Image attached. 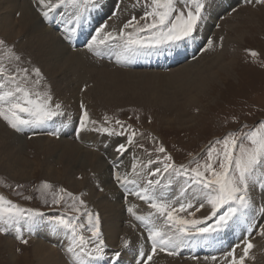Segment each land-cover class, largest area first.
<instances>
[{
    "label": "snow or ice",
    "instance_id": "snow-or-ice-1",
    "mask_svg": "<svg viewBox=\"0 0 264 264\" xmlns=\"http://www.w3.org/2000/svg\"><path fill=\"white\" fill-rule=\"evenodd\" d=\"M248 2L264 4V0ZM35 3L37 12L45 21L54 20L57 15L63 17V7L74 10L71 16L74 26L67 30L65 39L72 38L78 31L77 26L88 23L90 13L98 12L104 7L102 0H35ZM208 4L209 0H145L146 10L143 16L139 19L135 15L132 16L119 29L117 35L105 31V23L99 24L86 47L89 52L96 54L100 46L109 47L111 42L119 41L117 47L121 49L122 55H152L162 52L165 48H178L184 41L195 39L198 29L207 19ZM111 15L115 16L116 12L113 11ZM139 21L145 23L141 25ZM129 28L133 31L127 32ZM3 45L5 41L0 40V46ZM9 52L15 61L22 62L21 56L12 49H9ZM251 54L256 55L255 52ZM18 72L24 74L19 79ZM29 75L35 77L30 87ZM43 80V73L38 67L28 69L17 65V69L10 72L0 64V119L6 121L8 126L18 133L23 132L25 128L37 127L52 121L53 118L66 115L62 104L55 102L46 82L42 90H36ZM80 108L81 115L75 128L77 139H80L85 131L109 136L123 134L124 126L119 120L116 121L121 127L119 133L108 127L89 129L88 125H95L96 121L90 120L83 103ZM66 126L67 124H62L47 135L59 137L62 127ZM135 135L136 133L132 132L126 143L116 145L115 152L119 157L128 151L127 145L135 143ZM155 151L165 153L166 150L159 146ZM193 162L196 166L192 168L183 164L177 166L172 162L171 156L165 155L162 167H150L160 163L159 158L157 161L148 159L147 163L134 161L131 173H119L117 160L110 161L115 166L112 179L119 188L125 190V199L135 196L153 210L146 215H136L135 205L127 209L141 222L148 234L147 240L151 243V251H141L140 255L146 258L137 260L136 264H149L158 250L175 255L176 250L189 243H212L218 240L222 233L242 223H246L247 231L251 232L257 215L264 219V120L253 126L243 125L241 130L227 133L208 146L202 163L198 158H194ZM217 164L218 168L214 166ZM176 184H180L179 194L168 196L166 193ZM50 187L46 182L42 184L44 189ZM99 190L104 191L103 188ZM64 191L60 190L61 193ZM257 195L262 198L259 207ZM67 196L73 200L71 211L79 214L75 218L65 215L46 217L42 212L19 208L0 196V234L14 230L15 238L26 245L28 240L23 238L24 233L31 235L37 225L46 223L52 231H63L66 235L68 246L64 251L70 254L71 264H119L122 252L116 251L112 256H107L108 245L103 234L100 214L86 207L81 213L80 206L85 205L84 200L74 197L72 193H67ZM63 199L62 195L54 196L52 203L58 205ZM76 200H79L80 206H76ZM193 208L196 212L210 208V212L202 218L192 219L177 215L180 211L194 216L193 212H188V209ZM85 219L86 223L82 222ZM258 227L264 229V225ZM85 232L90 233V236H85ZM258 234L264 236V231ZM250 240L249 237L242 242L243 255H236V249L240 245L225 253V256L230 258L227 264H245L254 247ZM129 246L128 240H124L121 245L123 248ZM212 259L216 260V257L213 256Z\"/></svg>",
    "mask_w": 264,
    "mask_h": 264
},
{
    "label": "rangeland",
    "instance_id": "rangeland-1",
    "mask_svg": "<svg viewBox=\"0 0 264 264\" xmlns=\"http://www.w3.org/2000/svg\"><path fill=\"white\" fill-rule=\"evenodd\" d=\"M106 1L111 2L113 5H119L118 10L125 2L135 5V9H130L128 10L129 12L125 14L126 19L123 20L124 23L130 20L134 15L139 19L140 16L144 15V11L146 10L145 0H102L103 3H107ZM26 3L29 5L28 2ZM181 6L183 7V5ZM30 7L34 9V13L37 17L39 13L35 7H33V4ZM107 9L110 10L109 8ZM1 13L3 12H0V14ZM3 15H5V13ZM17 16V14L14 16V20L17 19ZM93 19H95L94 13L91 15V20ZM112 20H115V16H111L110 20L105 24L108 26L109 22ZM61 21L60 26L52 31H54L64 45H66L60 33H64L65 28L71 24L68 23L69 21L66 19H61ZM139 23L143 25L145 21H139ZM210 27L211 29L208 33H201V36L196 34V36H198L197 38L195 37L198 40L196 43L199 44L198 48L201 54L195 57V60H197L194 66H210L211 63L208 62L212 59L213 55H215L217 49L221 50V42L223 43L226 40L229 41V45L228 48L224 46V49L222 46L223 55L222 61L220 62L221 64H232L230 66L231 69H225V71L228 70L227 73L223 71L225 74L222 72L211 79L203 78V80L198 83H184V80L189 75L185 72H177L164 76L156 74L153 76L142 75L135 78L121 77L114 81L115 88L110 90L111 93H114L116 97L120 99L118 100V104L121 105V107L117 103L114 104L111 98L105 102L103 99L100 102L99 100L98 102L94 101L96 103H92L91 100L89 102H85V100L82 101L91 120L96 121L94 125L95 128L108 127L119 133L121 132V127L116 124V121L119 120L124 126L123 134L112 137H128L132 132H135V143L127 146H130L135 154L143 157L147 161L148 159L157 161L159 158L160 163L151 165V167H162L163 157L169 155L172 157V162L175 165L179 166L183 164L187 168H192L196 166V163L193 162L194 158H198L201 163L204 161L206 149L214 141L222 138L229 132L241 130L243 125L253 126L259 121L264 120V4L249 3L247 1L238 3L235 1L228 10L225 9L224 12L216 17V20ZM119 29L120 28L117 27V31H115L113 35H117ZM129 30V32L133 31L132 28H129ZM0 40L5 41V45L0 46V64H3L10 72L16 70L17 65H19L20 68H28L31 66L27 59L23 60V54H20L21 51L15 50V41L8 42V40L6 41V39L1 36ZM67 47H69V45ZM202 47H205L204 49L207 47L209 48L205 51L204 49L202 50ZM85 48L84 45L78 48L69 47V50L77 52L84 51ZM9 49H12L15 53L17 51L16 54H20L19 56H21L22 62L15 61ZM202 51L205 52L202 53ZM252 52H255L256 55H252ZM87 53L89 54L90 52L87 51ZM193 59L194 57H192V61L194 62L195 60ZM217 66H220L219 61L217 62ZM31 68H33V66L28 69ZM216 68L215 66L211 68L214 70V73H216ZM17 75L19 79V77L24 74L18 72ZM33 79H35L33 75L28 76L29 87ZM74 82V80H71V83ZM36 90H42V86H38ZM53 93L54 91L51 90V94ZM138 100H151V103L138 102ZM82 102L78 101L76 104L71 102L72 106L68 104V108L67 106L62 108L66 115L68 114L67 116L71 117L70 122L74 127L78 126L79 123V116L81 115L80 105ZM25 118L28 117L25 116ZM106 119L107 122L105 123ZM66 120L68 122V117ZM0 123L11 131L13 137L17 136L19 139L22 138L21 140L23 142L19 144L23 155L21 160L22 163L19 164L21 171L6 173V168L4 169L0 166V196L11 201L19 208L42 212L46 217L65 215L66 217L75 218L79 214L71 211L70 205L73 204V200L67 196V193H72L74 197H80V199H83L85 202L84 206H80L79 200L75 201L76 206H80L81 213L84 212L85 207L88 210L99 213V210L89 203V199H87L89 194L84 185H82L83 182L89 179L91 180L92 176L90 175V171L88 169L86 170V167H84L83 170L82 166L74 168V166L69 165L66 159H63V155L58 152L47 157L46 153H44V146H41V143L46 145L64 138V141L77 143L78 139L76 138V132H74L73 137L68 135V137L60 136L50 138L45 137V134H41L33 128L29 131L30 133L28 135L23 136L25 135L24 132L23 135L22 132H16L9 127L7 122L3 119H0ZM74 130L75 129L72 131ZM243 130L247 131V129ZM60 133L64 135L66 132ZM112 137L107 136L108 139H112ZM52 139L56 141H52ZM117 139L112 140L117 142L119 140ZM119 141L122 142L121 140ZM107 144L116 147L114 142ZM100 146L106 147L107 145L99 144L98 147ZM159 146L164 147L166 150L165 153H158L155 151ZM83 149L89 153L92 152V155H95L94 157H96L97 154L100 160L103 159L104 163L108 165L109 172L107 175L108 177L111 176L112 179L115 166L111 164L110 161L117 160L120 165L122 162L120 159L122 157L118 156V158H114L108 154L103 155V151H94V148L90 146H85ZM101 149L104 150V148ZM4 164H6L5 159ZM67 164L70 169L66 168ZM214 166L218 168V164ZM120 168L122 167L119 166V173ZM64 172H66V177L63 176ZM157 178L159 179V177ZM45 182L51 187L48 189L42 188V184ZM110 182L113 186L110 196L112 199L114 196V200H110L112 203L116 200L118 201L117 204L120 205V210L118 211H121L120 213H122L127 220L121 222V227L125 228L127 225H130V223L140 227L139 231H141L143 236L139 244L144 247L145 252L147 249L146 246L149 249L148 251H150L151 243L147 240L148 234L145 228L136 222L137 220L127 209L136 205L134 208L136 215H146L153 210L150 209L145 202L137 199L135 196H128L127 199H125V190L119 188L113 179ZM130 187L132 186L130 185ZM99 188H101V185L98 186V184L95 183L92 191L93 194H91L92 197L94 195L95 198H98L97 196L102 193ZM38 189L40 190L38 191ZM61 189L65 191L61 193ZM171 191L174 196L175 192L173 190ZM60 195L64 197L61 203L58 205L53 204L52 200L54 196ZM140 211L143 212V214H140ZM188 212H193L194 216H189L187 212L180 211L177 212V215L186 219L202 218L208 215L197 216V212L194 208L188 209ZM82 222L86 223V219ZM103 228L104 225H102V229ZM259 228L260 227H257L256 230ZM36 231L37 226L30 235L32 237L24 233L23 238L28 240V244L26 245L15 238L16 233L14 230H10L7 235L4 233L0 234V264H36L31 254L33 241L40 244V241L34 237ZM261 231H264V229L260 228L256 234ZM12 233H14L13 239H11ZM84 234L85 236H90L88 232ZM258 236L260 237L258 241L264 247V236L259 234ZM6 239L11 241V249L8 251H6V247L2 245L3 241ZM65 239L66 245L68 246V240L66 237ZM41 241L44 240L41 239ZM122 242L123 241H120L119 244L122 245ZM259 245L260 244H257V246L254 245L251 250L250 256L247 259L250 260V263L264 264V258H261L262 253L258 252ZM48 247H50V245H48ZM58 248L60 250L66 249L62 243L59 244ZM128 248L120 246V249L117 247V249L114 248L113 251L119 249V251L125 253V250ZM17 249H19V251H17ZM177 252L176 255H168L166 252L163 253L159 250L156 253H161L159 255L162 256L165 254L164 257L169 258V261H171L169 264L205 263L203 260L202 263L180 258L181 253L184 255V252L182 250L180 253L179 249ZM10 255H13L12 257L16 259L14 262ZM107 256L110 257L112 255ZM253 257L254 259H252ZM211 261V258L207 259V262L214 264L213 262L211 263ZM246 263L247 262H245V264ZM153 264H157L156 261H154Z\"/></svg>",
    "mask_w": 264,
    "mask_h": 264
},
{
    "label": "bare ground",
    "instance_id": "bare-ground-1",
    "mask_svg": "<svg viewBox=\"0 0 264 264\" xmlns=\"http://www.w3.org/2000/svg\"><path fill=\"white\" fill-rule=\"evenodd\" d=\"M235 1L238 3L248 2V0H209L207 7V19L198 29L196 34L200 35L201 33H208L211 29L210 26L216 20V17L224 12L225 9L228 10V8H230ZM26 2H28L29 5ZM53 2H55V0H53ZM32 4L33 7L37 9L35 0H0V12H3L0 14V36L6 39V41L8 40V42L15 41L14 48L17 51H21L20 54H23V60L27 59L31 66H37L41 69L44 77L41 86H43L45 82L47 83L50 91H54L52 95L55 102L61 103L63 105L62 108L65 106L68 108V104L72 106L71 102L76 104L78 101L82 102L85 100V102H89L91 100L92 103H96L94 101L98 102L99 100L100 102L103 99L105 102L110 98L114 104H118V100L120 99H118L114 93H111L110 90L115 88L114 81L120 79L121 77L135 78L142 75L153 76L156 74L164 76L177 72H185L189 75L184 80V83H198L203 80V78L211 79L217 74L225 71V69H229L232 65L231 63L221 64L220 62L222 61L223 55L222 46L224 49V46L225 48H228L229 45V41L225 40L223 43L221 42V50L217 49L215 55H213L212 59L208 62L211 63L210 66L202 65L195 67L194 65H196L197 59L193 62L192 57L200 51L198 48L199 44L196 43L198 41L196 39L198 36H196L194 40L184 41L178 48H165L162 52L154 53L152 55H122L121 49L117 47L119 41L111 42L109 47L100 46L96 54L93 52L88 54L87 47L84 51H70L69 47L64 45L54 31L44 26V23L50 21L48 20L44 22V19L40 16L39 12V15L36 17L34 9L30 7ZM129 7L130 5L123 7V10H121L119 14H121V12L126 14ZM130 8H132V6ZM66 10L70 12L74 11L70 7ZM100 11L101 10L98 12H92L94 13L95 18ZM4 13L5 15H3ZM15 13L18 15L16 20H14V16L16 15ZM92 13L89 15V21L91 24L81 27L77 26L78 28L80 27V31H78L79 33L76 32L75 36L72 35V42L82 41L83 39L89 40L91 35L95 34L94 29L96 28V24L93 20H91ZM124 19H126V17L122 16L117 20L110 21L105 31L114 33L117 31V27L122 28ZM51 25L55 27L57 24H54L53 20ZM126 31L129 32L130 30L127 29ZM208 48L209 47L206 49ZM206 49L204 50L206 51ZM205 51H202V53ZM184 59L187 60L182 65L177 66ZM218 61L220 66H217ZM212 66H215V68L217 66L215 69L216 73H214V70L211 69ZM170 67L173 69L166 71L167 69H170ZM225 72L227 73L228 70ZM71 80H74L75 82L71 83ZM138 102L148 104L151 103V100H138ZM119 106L121 107V105ZM67 115L53 118L48 126L49 130L54 131L56 128H60L62 124H67ZM191 120L193 121L192 118ZM88 127L89 129L95 128L92 124H89ZM75 128L69 127L67 124L66 127H62L60 132H74L75 130H72ZM69 135L72 136V134ZM105 135L107 134H101L95 131H85L81 134L80 139H78V144L71 143L70 141H64V138L59 139V141L57 140L58 142L52 139V141L56 142H50L46 145L41 143V146H44V153H46L47 157L58 152L63 155V159H66L67 163L74 166V168L82 166L83 170L84 167H86V170L88 169L90 171V175L92 176L91 180L89 179L83 182L82 185H84L89 194L87 198L89 199V203L99 210V214L102 218V225H104L102 230L109 248L107 249V255H112L114 252L119 251L121 246V244H119L120 241L128 240L130 241V246L125 250V253H122V256L119 259V264H136L137 260H142L140 252L143 251L145 253L144 247L139 244L143 236L141 231H139L140 227H137L133 223H130V225H127L125 228L121 227V222L126 220V218L122 215V213H120L121 211H118L120 210V205L117 204L118 201L116 200L112 203L110 200L112 199L110 192L113 190V186L110 182L112 180L111 176L108 177L107 175L109 172L108 165L104 163L103 159L100 160L96 153V157H94L95 155L93 156L92 152L89 153L83 149V147L87 146L91 142L94 149L103 151L104 155L108 154L111 157L118 158L117 153H115V147L108 145L107 143L114 142L115 145H117L121 144V142L119 140L115 142V140L108 139L107 136L109 135ZM21 139L22 138L19 139L17 136L13 137L11 131L0 123V166L4 169L6 168V173L21 171L19 166V164L22 163L21 160L23 156L19 145L23 143ZM99 144H106L107 146L98 147ZM101 148H104V150ZM4 159L6 164H4ZM120 160H122L119 165L122 167L120 168V173H131V165L134 161L137 163L140 161L147 163V160L135 154L134 150H132L130 146L128 147V151ZM68 164L66 165V168L70 169ZM63 176L66 177V172H64ZM95 183L98 184V186L101 185V188L104 189V191L97 196L98 198H95L94 195L93 197L91 196V194H93L92 191ZM172 190L175 192L174 196L178 195L180 184H176ZM166 194L170 197H174L171 190ZM261 199V196L257 195L256 200L258 207ZM112 200H114V196ZM209 212L210 208H205L201 209L196 214L197 216H203ZM140 214H143V212L140 211ZM257 217L259 216L257 215ZM261 222L262 219L259 221L258 225L264 224ZM160 223H162V221H160ZM258 230H256V232ZM34 237L40 241V244L33 241V248L31 251L36 264H71L70 254L66 253L64 249L60 250L58 248L61 243L67 248L65 239L66 235L63 231L54 232L46 223H41L37 225V231L35 232ZM249 237L250 235H248L247 224L242 223L239 226L222 233L218 240L213 241L212 243L206 244L196 242L189 243L187 246L182 247L184 254L191 258L200 254L202 251H207L209 254L208 258L212 259L213 256L216 257V260L212 259L211 263L227 264V260L230 258L226 257L225 253L230 251L234 246L240 245V247L236 249V255H243L242 242L247 240ZM259 238L258 234H253L250 242L255 246L260 244L258 252L262 253L261 258H264V247L258 241L260 240ZM41 239L44 241H41ZM4 241L2 245L6 247V251L10 250L11 241L7 239ZM48 245H50V247H48ZM117 247L119 249L113 251L114 248L117 249ZM159 254L156 253L153 256V259L149 261V264H153L154 261H156L157 264H169L171 262L169 261V258L164 257L165 254L164 256ZM12 256L10 255L12 261L14 262L16 259ZM189 261L200 262L194 259H189ZM246 262V264H253L250 263V260H246ZM206 264H210V262H207Z\"/></svg>",
    "mask_w": 264,
    "mask_h": 264
}]
</instances>
